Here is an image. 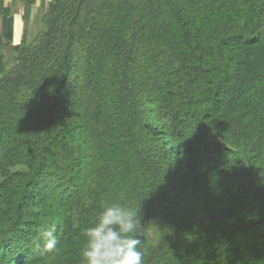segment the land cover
Here are the masks:
<instances>
[{"label": "trees", "instance_id": "trees-1", "mask_svg": "<svg viewBox=\"0 0 264 264\" xmlns=\"http://www.w3.org/2000/svg\"><path fill=\"white\" fill-rule=\"evenodd\" d=\"M36 1L0 0V264H81L111 202L144 264L264 259V0H51L13 46Z\"/></svg>", "mask_w": 264, "mask_h": 264}, {"label": "clouds", "instance_id": "clouds-1", "mask_svg": "<svg viewBox=\"0 0 264 264\" xmlns=\"http://www.w3.org/2000/svg\"><path fill=\"white\" fill-rule=\"evenodd\" d=\"M139 223L138 210L120 202L104 203L93 226L84 230L81 264H144L141 240L136 236ZM58 237V225L46 224L33 238V245L55 252Z\"/></svg>", "mask_w": 264, "mask_h": 264}, {"label": "rangeland", "instance_id": "rangeland-1", "mask_svg": "<svg viewBox=\"0 0 264 264\" xmlns=\"http://www.w3.org/2000/svg\"><path fill=\"white\" fill-rule=\"evenodd\" d=\"M6 1H7L8 5H12V2H11L12 0H6ZM50 1L51 0H37L36 1V4L33 5L32 11H31L29 23L25 21V18H24L25 12H24L23 5L20 3H15L13 5L14 10H15L14 20H15V17H17V19H21L22 20V28H23L22 34L20 36V40H17V41L13 40V44H12L13 46L18 45L23 40L24 26H25V29L27 27V30H28L27 38L29 40H32L33 37L37 34V32L43 29V16L47 10V7H48V4ZM26 23L28 24V26H26L27 25ZM17 38H18V36H17ZM6 57L8 59L9 65L10 66L13 65L14 57H15L14 52L11 50L7 51ZM250 144H253V146L256 145L255 142H250ZM259 148H264V146L259 145ZM263 154H264V152H263ZM258 166L260 167L261 163ZM24 170H25L24 167H19V166L12 169V171H14V172L24 171ZM1 181H3L2 176H0V182ZM263 183H264V180H263ZM148 233L151 236V238L154 239L153 232L149 231ZM246 264H264V259H261L258 255L249 253V254H246Z\"/></svg>", "mask_w": 264, "mask_h": 264}, {"label": "crops", "instance_id": "crops-1", "mask_svg": "<svg viewBox=\"0 0 264 264\" xmlns=\"http://www.w3.org/2000/svg\"><path fill=\"white\" fill-rule=\"evenodd\" d=\"M22 30H23V28H22V20L21 19H17V17H15V20H14V41L20 40V36L22 34ZM24 30H25V26H24ZM17 36H18V38H17Z\"/></svg>", "mask_w": 264, "mask_h": 264}]
</instances>
